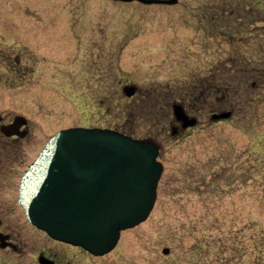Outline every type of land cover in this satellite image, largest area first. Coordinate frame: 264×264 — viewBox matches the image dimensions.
Listing matches in <instances>:
<instances>
[{
  "label": "rangeland",
  "instance_id": "1",
  "mask_svg": "<svg viewBox=\"0 0 264 264\" xmlns=\"http://www.w3.org/2000/svg\"><path fill=\"white\" fill-rule=\"evenodd\" d=\"M263 32L264 0H0V115L30 124L21 172L70 126L160 147L148 217L104 255L72 247V264H264ZM177 100L197 124L175 139Z\"/></svg>",
  "mask_w": 264,
  "mask_h": 264
},
{
  "label": "water",
  "instance_id": "2",
  "mask_svg": "<svg viewBox=\"0 0 264 264\" xmlns=\"http://www.w3.org/2000/svg\"><path fill=\"white\" fill-rule=\"evenodd\" d=\"M134 89L123 88L127 95ZM179 110L175 107V114L184 125L194 123ZM229 115L230 111H223L212 118ZM158 153L151 140L113 129L63 128L48 139L22 173L18 203L28 221L50 236L104 255L115 247L122 230L144 221L152 210L163 171Z\"/></svg>",
  "mask_w": 264,
  "mask_h": 264
},
{
  "label": "flooded vegetation",
  "instance_id": "3",
  "mask_svg": "<svg viewBox=\"0 0 264 264\" xmlns=\"http://www.w3.org/2000/svg\"><path fill=\"white\" fill-rule=\"evenodd\" d=\"M262 34L264 35V32ZM18 62L20 65L19 74L24 78L28 72L27 64L22 62V58L20 59V57ZM127 85L132 84H125L122 90ZM176 106L181 108L178 113L183 117L188 120L195 118L190 116L186 107L178 100L172 102L173 118H170L167 129L170 137L175 139L183 131L193 126H184L185 121L178 118L175 114L174 108ZM195 119V124H197V118ZM29 130L30 124L25 117L14 115L6 121L0 115V257L2 258L0 264H11L3 260L5 254L13 252L21 257L26 250L32 254L31 259L29 262H26L21 257L20 262L17 264H72L73 260L70 255L72 247L78 248L79 252L86 251L69 242L55 239L30 223L25 216L22 206L18 203L19 182L21 174L24 171L21 172V169L26 162L25 158L21 155V141L31 134ZM18 175H20V178L17 181Z\"/></svg>",
  "mask_w": 264,
  "mask_h": 264
},
{
  "label": "trees",
  "instance_id": "4",
  "mask_svg": "<svg viewBox=\"0 0 264 264\" xmlns=\"http://www.w3.org/2000/svg\"><path fill=\"white\" fill-rule=\"evenodd\" d=\"M212 180V179H211ZM201 181H202V179H201Z\"/></svg>",
  "mask_w": 264,
  "mask_h": 264
}]
</instances>
